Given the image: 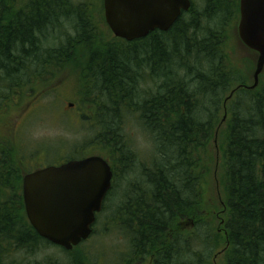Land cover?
Returning a JSON list of instances; mask_svg holds the SVG:
<instances>
[{"label": "trees", "instance_id": "16d2710c", "mask_svg": "<svg viewBox=\"0 0 264 264\" xmlns=\"http://www.w3.org/2000/svg\"><path fill=\"white\" fill-rule=\"evenodd\" d=\"M204 3H192L167 32L127 43L100 30L102 0H0V108L41 93L63 69L80 70L81 102L89 105L96 134L90 141L121 171L96 216L97 223L109 212L125 237L126 251L114 264H148L150 256L149 264H210L217 252L224 264H264V83L242 88L226 62L238 0ZM234 88L220 132L219 234L203 218L202 186L220 108ZM127 117L154 151L147 164L123 130ZM86 145L67 160L78 159ZM15 147L0 136V264H29L16 254L52 245L26 218L22 178L29 157ZM114 200L120 204L108 207ZM179 220L192 226L180 230ZM77 251L83 260L70 264L94 263Z\"/></svg>", "mask_w": 264, "mask_h": 264}, {"label": "rangeland", "instance_id": "374dc122", "mask_svg": "<svg viewBox=\"0 0 264 264\" xmlns=\"http://www.w3.org/2000/svg\"><path fill=\"white\" fill-rule=\"evenodd\" d=\"M73 1L81 3L87 0ZM88 1L91 2V0ZM191 1L198 8L205 5V0ZM96 16L98 19L97 14ZM97 22L106 38L111 40L113 36L106 24L99 20ZM237 22L238 18L227 34L226 62L230 68L234 69L232 71L236 73L238 79L244 80V83L250 86L253 83L252 74L257 56L251 53L239 40ZM78 75H80L79 69H63L56 77L53 76L48 86L41 93L34 97L25 96L18 100L17 97H14L12 103L6 104L5 108H0V136L15 144L17 152L20 150L29 157L24 166L26 173L64 162L67 158L75 156V151L85 143H87L86 147H89L81 153V156L78 154L79 157L101 154L100 150L94 149L96 146L91 142L96 134L95 130L90 128L91 110L89 105L81 102L82 99L85 100L86 98H81L79 93ZM259 80L264 83V70ZM36 85H40V83H36ZM142 89L140 85V90ZM229 95L230 92L224 98ZM234 98L235 94L230 100L223 101L221 105L219 125L211 142L213 163L202 186L203 218L208 220L213 227L212 229L219 234L223 233L222 227L218 223L222 219V207H224L223 169L219 147L220 132L229 118V107ZM82 115L87 118V121L81 118ZM134 123L130 117H127L122 124L123 130L131 136L129 137L131 144L135 147L140 159L147 164L154 151ZM117 204H120L119 201L114 200L113 205L109 204L108 207H114ZM104 214L94 226L95 233L80 247H76L69 253L51 245L50 247H41L36 253L28 256L18 252L16 257L18 260L20 259L19 261L23 260L29 264L51 262L70 264V259L76 257L81 261L83 260V256L79 255L77 251L80 249L93 259L94 263L92 264L117 263L120 255L126 251V240L121 231L117 230V226L112 224L111 217L108 215L109 212ZM179 223L177 224L179 225ZM189 226L188 222H183L184 228ZM213 257L210 264H224L222 252L213 254Z\"/></svg>", "mask_w": 264, "mask_h": 264}, {"label": "water", "instance_id": "95a60500", "mask_svg": "<svg viewBox=\"0 0 264 264\" xmlns=\"http://www.w3.org/2000/svg\"><path fill=\"white\" fill-rule=\"evenodd\" d=\"M190 7V0H103V16L115 38L133 42L155 30L168 31ZM237 34L257 54L253 84L243 87L254 90L264 70V0H239ZM111 179L109 165L97 156L23 175L22 199L29 224L42 239L72 251L90 238Z\"/></svg>", "mask_w": 264, "mask_h": 264}, {"label": "flooded vegetation", "instance_id": "af4514ba", "mask_svg": "<svg viewBox=\"0 0 264 264\" xmlns=\"http://www.w3.org/2000/svg\"><path fill=\"white\" fill-rule=\"evenodd\" d=\"M158 32H163V33H165V32H167V31H159V30H155V31H153V32H150L146 37H148L149 35H151V34H156V33H158ZM145 37V38H146ZM120 41H122V42H125L124 40H122V39H120ZM139 41V40H138ZM135 42V41H134ZM70 106H72V105H70ZM95 149V148H94ZM114 152V151H113ZM89 156H99V157H101V158H103L107 163H108V165H109V167H110V169H111V172H112V179H111V189H112V187H113V184L117 181V179L119 178V176L121 175V171H119L120 169H117V167H114L113 165H112V163L110 162L111 161V159H110V157L109 156H107V155H105V154H97V155H89ZM89 156H85V157H89ZM144 157V156H143ZM81 158V157H80ZM140 160V159H139ZM120 174V175H119ZM119 180V179H118ZM111 189H110V191H111ZM110 191L107 193V195H106V197H105V200H106V198L108 197V194L110 193ZM105 200H104V202H105ZM104 202H103V205H104ZM102 210H103V207H102ZM180 222V223H179ZM179 225H181V227H179V225H178V227H179V229L180 230H183L184 229V227H183V220H179ZM190 226H192V223H190ZM146 260H147V262H148V264L149 263H151L150 261H151V259H152V256H150L149 257V259H147V258H145Z\"/></svg>", "mask_w": 264, "mask_h": 264}, {"label": "bare ground", "instance_id": "6f19581e", "mask_svg": "<svg viewBox=\"0 0 264 264\" xmlns=\"http://www.w3.org/2000/svg\"><path fill=\"white\" fill-rule=\"evenodd\" d=\"M113 176V175H112ZM113 178V177H112Z\"/></svg>", "mask_w": 264, "mask_h": 264}]
</instances>
